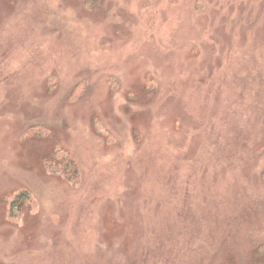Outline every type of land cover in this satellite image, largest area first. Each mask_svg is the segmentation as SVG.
Instances as JSON below:
<instances>
[{
	"label": "rangeland",
	"instance_id": "obj_1",
	"mask_svg": "<svg viewBox=\"0 0 264 264\" xmlns=\"http://www.w3.org/2000/svg\"><path fill=\"white\" fill-rule=\"evenodd\" d=\"M260 247L264 0H0V264Z\"/></svg>",
	"mask_w": 264,
	"mask_h": 264
},
{
	"label": "trees",
	"instance_id": "obj_2",
	"mask_svg": "<svg viewBox=\"0 0 264 264\" xmlns=\"http://www.w3.org/2000/svg\"><path fill=\"white\" fill-rule=\"evenodd\" d=\"M80 90L82 88V86H79ZM44 135H42L43 137ZM51 170H54L52 168H54L52 165H50ZM68 169V168H67ZM55 172H58L56 170H54ZM69 172L73 173V168L68 169V171H65L66 174H68ZM33 199L31 198L30 195H26V193L24 194H20L17 193L13 196V199L11 200V203L9 205V219L10 220H14L15 222H18L21 214L23 212V210L26 208V206H30V208L32 209V206H34V201H32ZM264 253V247H260V249H256L255 251V256L260 257L262 256V254Z\"/></svg>",
	"mask_w": 264,
	"mask_h": 264
}]
</instances>
